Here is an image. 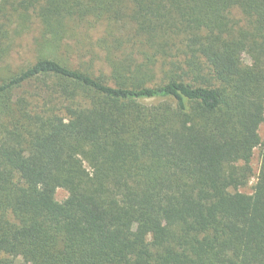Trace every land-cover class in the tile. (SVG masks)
<instances>
[{
	"label": "trees",
	"instance_id": "obj_1",
	"mask_svg": "<svg viewBox=\"0 0 264 264\" xmlns=\"http://www.w3.org/2000/svg\"><path fill=\"white\" fill-rule=\"evenodd\" d=\"M262 125L264 0H0V264H264Z\"/></svg>",
	"mask_w": 264,
	"mask_h": 264
},
{
	"label": "rangeland",
	"instance_id": "obj_2",
	"mask_svg": "<svg viewBox=\"0 0 264 264\" xmlns=\"http://www.w3.org/2000/svg\"><path fill=\"white\" fill-rule=\"evenodd\" d=\"M21 43H23V40L21 41ZM245 60H246V58H245ZM259 134H260L261 137L264 136V125H262L260 127ZM258 152H259L258 150L254 151V156H253V160H252V167L254 168V171L257 170L258 165H259ZM254 173H256V171ZM253 183H254V179L252 177L250 179V182H249L248 186L252 185ZM240 191L243 192V193L249 192L247 190H242V189ZM66 196H67V194H66L65 191L57 190V192H56V200L57 201L61 202L62 200H64L66 198ZM17 264H24V263L21 260H17Z\"/></svg>",
	"mask_w": 264,
	"mask_h": 264
}]
</instances>
